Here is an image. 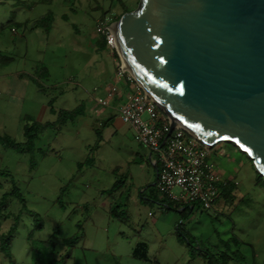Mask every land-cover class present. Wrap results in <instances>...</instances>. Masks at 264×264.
Listing matches in <instances>:
<instances>
[{
	"label": "rangeland",
	"instance_id": "1",
	"mask_svg": "<svg viewBox=\"0 0 264 264\" xmlns=\"http://www.w3.org/2000/svg\"><path fill=\"white\" fill-rule=\"evenodd\" d=\"M138 3L0 0V134L26 142V125L52 123L34 129L28 151L0 144V205L14 186L25 198L10 194L0 208V233L18 220L12 261L0 252V264H36L32 244L47 240L57 243L62 264H264V178L235 144L210 149L209 160L230 178L233 193L223 208L197 204L183 221L201 248L192 258L174 227L168 232L155 223L164 195L144 159L146 146L119 115L115 136L98 122L111 107L98 99L115 74L97 23ZM64 111L75 117L62 123ZM112 201L118 218L105 209ZM166 214L181 221L178 208ZM79 233L72 247L63 245ZM138 241L148 244L149 260L133 257Z\"/></svg>",
	"mask_w": 264,
	"mask_h": 264
},
{
	"label": "water",
	"instance_id": "2",
	"mask_svg": "<svg viewBox=\"0 0 264 264\" xmlns=\"http://www.w3.org/2000/svg\"><path fill=\"white\" fill-rule=\"evenodd\" d=\"M114 38L172 128L235 144L264 178V0H139Z\"/></svg>",
	"mask_w": 264,
	"mask_h": 264
},
{
	"label": "built area",
	"instance_id": "3",
	"mask_svg": "<svg viewBox=\"0 0 264 264\" xmlns=\"http://www.w3.org/2000/svg\"><path fill=\"white\" fill-rule=\"evenodd\" d=\"M117 16L106 15L96 26L113 58L118 60L116 83L108 86L102 106H110L119 92L118 82L130 83L131 91L117 105L118 115L129 124L135 140L156 154L159 163L157 188L177 205L199 204L213 209L229 181L209 160L211 147L189 133L182 125L171 127L173 118L163 112L135 76L129 71L117 48L114 25ZM178 192H175V189Z\"/></svg>",
	"mask_w": 264,
	"mask_h": 264
},
{
	"label": "trees",
	"instance_id": "4",
	"mask_svg": "<svg viewBox=\"0 0 264 264\" xmlns=\"http://www.w3.org/2000/svg\"><path fill=\"white\" fill-rule=\"evenodd\" d=\"M124 8L125 9H124L123 13L129 11L128 9H126V7H124ZM122 14H120V16ZM117 19H118V17H117ZM100 46L103 49L107 48L106 42H105L103 37L101 38ZM62 114L65 115V117L62 120L63 121L62 123L66 122V120L69 117L70 118L75 117V113L73 114V112H71V111H64V112H62ZM40 126L41 127H49V126H52V123H45V124L37 123V124H32L31 126L26 125L25 131H24L25 132L24 135L27 138L26 142H18L7 134H0V144L4 145L5 147L14 148V149L19 150V151H28L32 147L31 143H33V135H32L33 131L35 128H39ZM80 167H82V166H80ZM0 174H1V172H0ZM0 187H1V183H0ZM229 190H231V187L228 189H225L224 191H225V193L227 191L229 193ZM10 194L16 195V197L18 198V200L20 202H22V203L25 202V198H24V195L21 192V190L14 186V191L7 192L3 195V197H2L3 200H2V203L0 205V208L5 203V201L7 200V198L9 197ZM176 205H171V206L175 209L178 208V210L181 213V219H182V222H179L177 225L178 239L181 243H186L189 245V247H190L189 251H190L192 258L195 257L197 254L201 255V253H198V251H197V250H201V248L195 249V247L193 245L192 238L189 235V232L183 223V221L188 217L190 212L194 211L197 204H186V205H182L183 207H181V208L178 207L181 205H177V206ZM17 225H18V220H17V222H15L11 226L9 231H7L6 233H0V252L4 253L5 256L8 257L9 261H12L11 245H12V241H13V234L16 230ZM80 237H82V235L80 233L73 235L72 237L65 239L63 242V245L72 247L79 240ZM132 255L136 259L149 260L147 244H145L144 242H139L138 244H136L134 249H133ZM204 257H205V260L207 262V260H209V258L205 255H204ZM32 259L36 264H62V260H61V256H60V250L58 248V245L54 241H50V240L36 242V243L32 244ZM210 263H211V261L209 260V264Z\"/></svg>",
	"mask_w": 264,
	"mask_h": 264
},
{
	"label": "crops",
	"instance_id": "5",
	"mask_svg": "<svg viewBox=\"0 0 264 264\" xmlns=\"http://www.w3.org/2000/svg\"><path fill=\"white\" fill-rule=\"evenodd\" d=\"M112 59H113L112 60V63H113V67H114V70L112 72H113V74H115V76H114L115 77V81L113 83H108L109 86L112 85V84H115L116 83V80H117V78H116V72H117V69H118V60L116 58H112ZM118 86H119V92L115 96V100H113L111 102L110 109L105 110L104 118L102 120H99L98 119V122H99L100 126L101 127H104L103 128L104 133L105 134H108V135H114V136L117 135V133H118V131H117L118 130L117 129V125L115 124L116 117L118 116V112H117V109H116L117 108V105L119 103L123 102L124 99H125V94L131 91L130 83L126 82L125 80H121L120 82H118ZM100 98H102V97H100ZM82 115L83 114H79V117L81 119H84V117ZM113 123H114V126L112 125ZM127 125H128V127L130 129H132L129 124H127ZM101 135L103 136V132L102 131H101ZM146 149L147 150H145L146 152L144 154V159L147 162H151V165L153 166V169H154V185L157 188L159 163H158L156 154L152 153L147 147H146ZM141 164H142V166L145 165V163H141ZM226 179L229 181V183H228V185L226 187H224L222 189L221 195H220L217 203L214 206V208H216V209L223 208L227 204L228 199L230 197H232V193H233L232 189L229 190V193H228V191L226 193L224 191L225 189H228V188L231 187V184H230L231 180H230V178H226ZM116 183L117 182H115V184L112 186V188L115 187ZM139 193L143 197L144 194L141 193V192H139ZM108 197H111V195H108ZM167 201H169V202H167ZM112 203H113V201L111 202V204H109V202H104L105 209L106 210L108 209L110 215H114V217H117L118 215H115V214L112 213L113 212V208H112V205L113 204ZM159 204L162 205V208L163 209H162V212L160 213V215L158 216L157 220H155V223L157 222V224H159L162 227V229H165L168 232L173 227L175 228V230H177V225H178L179 222L176 223L175 220H172L171 222L169 221V219L166 220L167 215H168L166 213L169 212V210H171V209L173 210L174 209L171 205H176V204L174 202H172L166 196H161V203L159 202ZM178 207L181 208L183 206L181 205V206H178ZM178 212L180 213L179 210H178ZM180 216H181V213H180ZM180 222H182V219H181ZM139 242H144V241H138L136 244H138ZM144 243L147 244L146 242H144ZM134 247H133V249H134ZM147 248H148V255H149V246H148V244H147ZM132 252H133V250H132Z\"/></svg>",
	"mask_w": 264,
	"mask_h": 264
}]
</instances>
